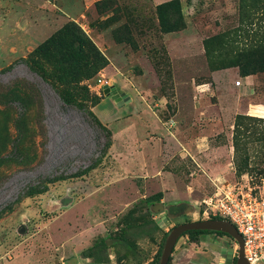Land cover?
Masks as SVG:
<instances>
[{"label":"rangeland","instance_id":"374dc122","mask_svg":"<svg viewBox=\"0 0 264 264\" xmlns=\"http://www.w3.org/2000/svg\"><path fill=\"white\" fill-rule=\"evenodd\" d=\"M163 1L0 0V264H90L82 250L99 238L110 246L134 207L136 218L159 220L152 236L137 239L142 264H150L165 232L199 220V201L221 183L264 199V73L241 77L226 67L249 43L239 0H179L185 26L168 33L155 10ZM223 32H230L227 47L207 55L204 40ZM24 83L42 96L43 117ZM70 83L65 94L75 103L64 106L58 92ZM104 85L132 101L116 104ZM103 98L109 102L99 104ZM86 111L115 134L114 146L128 130L141 132L140 116L158 129L175 121L185 144L157 166L172 172L174 205L143 201L161 191L160 180L124 174L130 165L117 163L110 146L102 152L106 137ZM241 115L253 119L235 130ZM202 238L190 245L180 236L167 264H211L199 250L237 245L223 234ZM107 256L102 264H137L117 263L114 247Z\"/></svg>","mask_w":264,"mask_h":264},{"label":"trees","instance_id":"16d2710c","mask_svg":"<svg viewBox=\"0 0 264 264\" xmlns=\"http://www.w3.org/2000/svg\"><path fill=\"white\" fill-rule=\"evenodd\" d=\"M157 19L159 26L163 32H176L184 28L185 21L182 15L181 5L179 0H166L161 3L156 4L155 6ZM239 12H240V21L243 23L247 29L244 30L246 40L249 43L245 44L244 51H240L234 60L226 63V67L234 66L238 67L239 75L241 77H247L249 75L264 73V0H239ZM262 20V24L258 25L256 28L253 26L256 22L254 20ZM248 21V22H247ZM248 23V25H247ZM249 27V28H248ZM239 32V31H238ZM230 33V32H229ZM229 33L223 32L212 37H209L204 40V46L207 55H210L213 51H219L222 48H226L229 42ZM239 36V33H237ZM236 35V36H237ZM50 43V41H48ZM70 54V53H69ZM69 57L66 55L65 59ZM67 60V59H66ZM221 61V60H220ZM71 70L74 72L77 69L72 67ZM90 71V68H86L85 71ZM74 84H67L62 91H57L59 99L64 106H73L75 100L67 96L65 93L70 90L71 86ZM34 96L35 105L38 110V115L43 117L44 114V102L42 96L38 95V90L34 85L23 84ZM54 87V84H51ZM37 95V96H35ZM32 96V99H33ZM22 103H19L21 106ZM23 105V104H22ZM85 114L89 117L88 122L95 128L101 129L104 132L106 137L105 142L102 146V152H106L108 147L111 144V133L109 129L101 124L99 120L94 117L95 123L92 124L93 114H90L89 111H86ZM96 119V120H95ZM249 119L252 120V117L249 116H239L235 122V130L240 128V120ZM256 120V119H254ZM260 121H264V118H260ZM93 121V122H94ZM95 124V125H94ZM40 125V124H39ZM42 127V126H40ZM42 130V129H41ZM237 132L235 131L234 136V148L237 151ZM245 159L248 160V156H245ZM246 166L247 163H246ZM90 166L89 168H92ZM58 178L50 180L53 182ZM45 186L42 187H30L28 193H41L45 191ZM162 198V192L158 191L154 194L144 197V202L149 205L160 202ZM137 209L130 208L127 213L121 218L119 222V227L116 232L111 236L112 243L109 246L107 244V239L99 238L91 246L82 250V256L86 258H91L96 263H104L107 261V250L109 247L115 248V261L119 263L122 259H133L137 264H142L144 262V257L140 254L139 246L137 239L141 236L151 235L160 228L159 224L156 222L154 217H149L147 219L136 218L135 214ZM216 218V217H215ZM172 228V227H171ZM171 228L165 232L163 236L162 243L157 254L154 256L150 264H158L163 249L165 239L171 230ZM203 233H217L227 235L223 232L211 231V230H189L181 234L187 235L191 241L195 242L198 239V236ZM228 236V235H227ZM170 259V258H169ZM235 257L232 264H235Z\"/></svg>","mask_w":264,"mask_h":264},{"label":"crops","instance_id":"0c3cea01","mask_svg":"<svg viewBox=\"0 0 264 264\" xmlns=\"http://www.w3.org/2000/svg\"><path fill=\"white\" fill-rule=\"evenodd\" d=\"M161 3V2H157ZM109 102L108 98L101 99L100 103ZM132 101L131 97H129V103ZM98 104V105H99ZM110 104V103H109ZM97 105V106H98ZM112 105V104H110ZM114 107V105H113ZM97 108V107H96ZM96 112V110H95ZM103 122L108 123L106 120L102 119L99 115H97ZM119 115H115L112 120L116 121L122 117H118ZM141 120H144V126L140 133L137 130L130 129L127 132L129 134V138L127 135H123L122 143L118 146H114L116 141L115 134L112 133V142L109 147V153L113 155L116 159V162L123 164V165H130L129 169H126L124 174L127 175H135L140 178L150 177L156 178L160 180L162 198L159 202V206H163L164 208L169 207L173 202L174 194L168 188H171L172 185V172L165 171L159 169L158 165H163V157L167 155L166 151H175L179 149L180 146H184L185 141L183 140L182 136L180 135V128L177 125H168L169 127L165 126L161 123L159 117H154L157 119L159 123H161L162 128L158 129L155 126L151 125L148 120L144 119L145 117L140 116ZM174 126V127H173ZM137 131V132H136ZM125 133V131H124ZM195 141V138H193ZM120 149V152H113L112 148ZM169 157V154H168ZM130 170V171H129ZM147 170V171H146ZM121 173V172H120ZM123 173V172H122ZM172 181V182H170ZM216 234V233H212ZM210 233H203L200 234V238H198V242L204 243L202 236L205 235H212ZM211 245V249L208 253V250H199L198 256L201 254L209 257V262L211 264H222L223 261L227 260V249L230 246H216V244L209 243ZM190 245H197L195 242H191ZM191 247V246H190ZM221 254L223 256H219ZM205 258V257H204ZM228 264V262H226Z\"/></svg>","mask_w":264,"mask_h":264},{"label":"built area","instance_id":"2783aa9c","mask_svg":"<svg viewBox=\"0 0 264 264\" xmlns=\"http://www.w3.org/2000/svg\"><path fill=\"white\" fill-rule=\"evenodd\" d=\"M102 84L107 80L98 79ZM202 219L223 218L230 221L242 236L244 255L250 264L264 258V199L233 183L223 182L216 190L202 198L196 208ZM238 246L234 249L237 253Z\"/></svg>","mask_w":264,"mask_h":264},{"label":"water","instance_id":"95a60500","mask_svg":"<svg viewBox=\"0 0 264 264\" xmlns=\"http://www.w3.org/2000/svg\"><path fill=\"white\" fill-rule=\"evenodd\" d=\"M103 91L105 94L109 95L111 99L116 102V104H120L122 100H129V96H127L125 93H117L116 91L111 90L108 85L103 86ZM155 220L159 224V220ZM189 230H211L227 234L237 243L238 246L237 253L235 255L233 247L227 249V260H232L233 257H235V264H250V262L246 259L244 255V241L242 236L237 232L235 226L230 221L223 218H210L202 220L199 219L179 223L173 226L165 239L158 264L168 263L174 245L177 242L178 238L181 236V234ZM262 262H264V258L262 259ZM90 264L102 263L92 262Z\"/></svg>","mask_w":264,"mask_h":264}]
</instances>
